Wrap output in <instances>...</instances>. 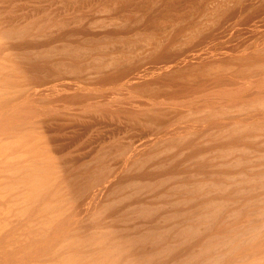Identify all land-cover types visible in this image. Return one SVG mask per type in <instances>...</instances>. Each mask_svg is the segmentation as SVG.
<instances>
[{"label": "bare ground", "instance_id": "1", "mask_svg": "<svg viewBox=\"0 0 264 264\" xmlns=\"http://www.w3.org/2000/svg\"><path fill=\"white\" fill-rule=\"evenodd\" d=\"M8 1L0 264H264V5Z\"/></svg>", "mask_w": 264, "mask_h": 264}, {"label": "rangeland", "instance_id": "2", "mask_svg": "<svg viewBox=\"0 0 264 264\" xmlns=\"http://www.w3.org/2000/svg\"><path fill=\"white\" fill-rule=\"evenodd\" d=\"M1 1L4 2V1H8V0H0V2H1ZM21 1H23V0H21ZM24 1H28V0H24ZM30 1H31L30 3H37V4H39V3H40L39 1H41V0H38V1H37V0L35 1V0H34L35 2H33V0H30ZM8 2H10V1H8ZM12 2H13V3H16V2H20V0H18V1H16V0L13 1V0H11L10 3H12ZM41 2H43V1H41ZM191 2H192V1L188 0L186 4L179 3V8H178V9H179V10L181 9V11H182V10L184 11L185 9H189ZM260 4H261V5H264V0H258L257 3H255V4H253V5H250V6L246 7V8H244V9H242V10L239 12V14L235 16V18H234V20H233L232 23H233V24H237L238 22H240L244 16H246L247 14H250L251 12H254L255 9H256ZM230 5H231L232 7L235 6V4H233L232 1H230ZM158 6H159V10H164V9H165V4L160 3ZM137 15H138V17H143L142 14H141V12H139L138 14H136V16H137ZM262 17H263V16L258 17L257 19H258V20H263L264 17H263V18H262ZM160 19H161V18H160ZM126 20H127V19H126ZM161 20H162L164 23H163V22L160 23ZM161 20H160V22H159V25L161 24V25H160V26H161L160 29H161L162 27H164V26H162L163 24H165V23L167 24V23H168V21L165 22L163 19H161ZM158 21H159V20H158ZM141 22L143 23V19H142L140 22H137V24L140 25V26H139V25H137V26L141 27L142 29H145V27L151 25V24H150V25H148V24H147V25H143L145 22H144L143 24H142ZM156 23H158V22H156ZM156 23H155V25H156ZM172 23L174 24V23H176V22H172ZM145 24H146V23H145ZM166 24H165V26H166ZM168 24H169V23H168ZM168 24H167V27L170 26V24H169V25H168ZM178 24H179V22H177L175 25H178ZM183 24H184V23H182V25H183ZM133 25H134V24H133ZM153 25H154V23H153ZM153 25H152V27L150 26L149 29L146 28V29H148V30H146V31L141 30V32H143V34L146 33V32H150V31H151V28H153L152 31L155 32L154 29H155L156 27H158V24H157L156 27H155V25H154L155 28L153 27ZM175 25H171L170 27L174 28ZM179 25L182 26L181 24H179ZM179 25H178V27H179ZM144 26H145V27H144ZM170 27H168V29H169ZM175 28H176V27H175ZM175 28L172 29V30H175ZM156 29H157V28H156ZM164 29H167V28H164ZM169 30H171V29H169ZM169 30H168V31H169ZM172 30H171V31H172ZM168 31H167V33H168ZM156 32H157V31H156ZM167 33H165V34H166V35H165L166 37H163V34H162V38H161V35L158 34V35H160L159 37L161 38L162 41H166L167 38H169V36H170L173 32H172V33L170 32L171 34L168 33V37H167ZM158 35H156V37H157ZM164 38H165V39H164ZM163 39H164V40H163ZM240 39H241L242 41H244V39H243L242 37H240ZM259 41L261 42V40H259ZM166 42H167V41H166ZM98 116H99V114H98ZM92 117H93V115H92ZM92 117H89V116H86V117H85V118H89V119L91 118L89 121H88L87 119H85V118H84V119H85V121L87 120L88 122H90L92 119H94V118L96 117V120H97V121H99V122L102 121L101 124L103 125V126H102V127H103V130H102V127L100 126V125H101L100 123H99L100 125H99V124H96V125H98L97 127H96V125L94 126L93 123H96V122H97L96 120H92L93 123H92V121H91L90 123L93 124V128L96 127L95 129H97V128L101 129V130L103 131V134L105 133V134H104L105 136L111 131V129H114V130H113L112 132H110V134H112L114 131H117V130L119 129L118 127H120V126L123 127V126L125 125V124H123V122H120V121H123V120H124L123 117H120V121L118 120L119 118H115V119H113V121H111L112 118L110 119V117H107V116H106V118H107V119H106V123L108 122L107 120L109 119V120L111 121V122H110L111 127L109 126V122H108V124H106V123H103V122H104L103 119L100 121V119H98L97 116H95V117H93V118H92ZM102 117H103V116L101 115L99 118H102ZM113 118H114V117H113ZM116 119H117V120H116ZM122 119H123V120H122ZM104 120H105V118H104ZM95 121H96V122H95ZM116 121H118V122H116ZM126 122H127V121H126V119H125V122H124V123H126ZM116 123H118L119 125L117 126ZM121 123H122V124H121ZM105 124H106V128H107V126H108L107 129L110 130V131L105 130V129H106V128H105ZM115 124H116V125H115ZM114 125L116 126V128H115ZM99 126H100L101 128H100ZM113 126H114V128H113ZM76 127H77V130H78V126H76ZM109 128H110V129H109ZM69 129H73V128H69ZM69 129H68V131H70ZM75 129H76V128H75ZM99 129H97L98 132H99ZM115 129H117V130H115ZM97 130H96V131H97ZM101 130H100V134L102 135ZM71 131L74 132L73 130H71ZM105 131H108V133L105 132ZM68 133H69V132H68ZM70 133H71V132H70ZM94 133H95V130H94ZM110 134H108L106 137H108ZM104 135H102V137H103ZM91 136H92V137H91V140H93V141H91V142H93V143H91L90 146L93 147V146L95 145V143H97V141L95 142V139H96L97 137L94 136V134H92ZM93 136H94L95 139H92ZM105 136H104V138H106ZM94 142H95V143H94ZM93 144H94V145H93ZM90 146L88 145V148H90ZM86 147H87V146H86ZM86 147H85V148H81V150H76V154H77V151L80 152V151H84V150H86V149H87ZM79 148H80V147H79ZM74 149H76V148H74ZM74 149H73V150H74ZM77 149H78V148H77ZM73 153L75 154V150L73 151ZM76 154H75V155H76Z\"/></svg>", "mask_w": 264, "mask_h": 264}]
</instances>
